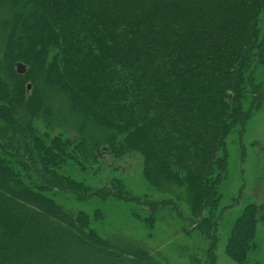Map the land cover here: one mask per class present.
Wrapping results in <instances>:
<instances>
[{
  "label": "trees",
  "instance_id": "trees-1",
  "mask_svg": "<svg viewBox=\"0 0 264 264\" xmlns=\"http://www.w3.org/2000/svg\"><path fill=\"white\" fill-rule=\"evenodd\" d=\"M263 2L0 0V31L4 35L3 41L0 38V101L12 99L16 103L14 112L0 106V186L6 192L0 194V264H25L28 259L22 258L23 249L36 254L34 246L41 241L22 236L20 231L25 227L37 229L38 220L45 218L57 221L53 226L57 225L58 234L121 257L127 264L160 263L143 252L144 261L125 247L115 248L90 228L89 213H74L45 194L60 190L80 199H130L124 186L92 190L58 173V166L75 159L76 154L85 160L94 159L92 149L101 141L91 139L90 147L86 144L85 148L79 139L69 138L73 141L69 144L60 133L49 134L52 129L46 122L55 119L43 93L56 85L62 88L63 98L57 102L61 103L60 110L64 108L62 102L69 99L73 107L83 111L86 123L92 120L107 128L105 132L112 135L108 141L111 146L106 145L109 151L115 152L117 135L124 136L117 148L143 156L144 173L152 184L176 182L187 186L196 210L192 224L211 240L207 254L215 260L212 253L217 239L207 231L209 226L204 230L207 222L201 220L200 207L219 205V184L228 163L226 139L248 118L241 111V72L242 68L253 72L255 66L264 65V51L253 67L246 54L258 40L250 15L254 3ZM30 15L37 18L38 41L31 38L28 45L18 40L27 39L21 23H28ZM243 39L246 53L237 52ZM19 48L22 50H14ZM17 63L25 65L24 73L18 71ZM3 69L8 70L7 81L3 80ZM77 88L84 97L72 94ZM94 104L99 106L95 111ZM101 109L106 112L100 113ZM13 114L16 124L9 126ZM38 115L45 122L44 130L50 131L42 140L33 121ZM101 153L97 151L98 156ZM51 159L50 164L57 167L47 168ZM20 197L34 203L26 202L22 211V204L17 202ZM248 209L237 222V234L230 246L238 263L244 259L255 230V210ZM50 249L40 248L43 257L52 260L46 258L50 262L44 264L54 261L57 250ZM6 256L11 259L6 260ZM96 256L84 251L80 264H102Z\"/></svg>",
  "mask_w": 264,
  "mask_h": 264
},
{
  "label": "rangeland",
  "instance_id": "rangeland-1",
  "mask_svg": "<svg viewBox=\"0 0 264 264\" xmlns=\"http://www.w3.org/2000/svg\"><path fill=\"white\" fill-rule=\"evenodd\" d=\"M254 4L250 23H255L258 34L257 43L251 44L247 49L243 39L242 49L237 50V52L244 51L246 53L247 49L246 54L251 57L250 65L252 67L264 51V2L263 4ZM28 18H30L28 23H21V28L27 35V39L18 41L20 43L25 41L29 45L32 42L31 38H35V42L38 40L35 36L36 27L34 26V23L37 22L36 15H30ZM0 38L2 41L4 40L3 32L0 33ZM256 45L258 47L255 48ZM14 50L21 51L22 49ZM248 69L242 68L243 83L240 86L242 91L240 94L241 111L248 118L244 125L240 126L238 123L235 130L226 139L228 163L219 184L221 198L219 205L213 208H205L202 205L200 207L201 220L206 219L207 222L203 226L204 230L206 225L209 226L207 231L215 234L217 239L216 248L212 253L215 260L207 254L211 240L205 237L201 229L199 230L192 224L196 210L191 205L187 186L176 182L152 184L144 173L143 156L139 152H120L121 150L117 148V145L124 141V136L117 135L114 145L115 152L112 149L109 151L106 145L111 146L108 141L112 135L105 132L107 128H100L92 120H88L86 123L83 111L73 107L69 99L62 102L64 108L60 110L61 103H57L63 98L60 96L62 93L60 85H56L57 88H50L52 90L48 92L43 88L46 92V95L44 93L43 95L48 98L47 106L55 121L46 122L51 125L49 126L52 129L50 132L48 128L44 130L45 122L41 115L33 118L40 139L42 140L49 131V134L60 133V136H64V140H67L69 144L73 143L72 138L79 139L82 144L84 143L85 148L86 144L90 147L91 139L101 142L98 147L92 149L96 160L91 158L85 160L76 154L74 161L68 160L64 165L58 166V173L77 180L92 190L111 185L122 189L124 186L130 199L108 197L103 200L101 196H99L100 198L91 196L80 199L74 193L61 192L60 190H50L45 194L74 213L79 211L89 213L91 229L108 240L115 248L125 247L132 254L136 253L139 260L144 261L145 255L140 253L143 252L157 263L163 264H264V102H262V100L264 101V65L255 66L253 72ZM2 74L3 80L7 81L9 79L8 70L3 69ZM64 81L67 89H70L69 83L65 79ZM38 84L40 85V81ZM72 94L78 98L84 97L81 95L80 88L72 91ZM15 104L12 99L0 101V106H5L11 112H14ZM96 108L99 106L94 104L93 110L95 111ZM101 110L100 113L106 112L104 109ZM21 121L24 120L21 119ZM81 123L83 126L85 125V129L82 128ZM15 124L16 119L13 114L9 126H15ZM41 127H43L42 130ZM23 138L26 139V136ZM97 151H102L100 156ZM52 159L47 163V168L57 167L50 164ZM31 179L33 182L35 181L33 177ZM107 190L109 191V188ZM4 193H6L4 187L0 186V194ZM6 197L9 200L12 199L10 194H7ZM17 202L22 204V211L23 208H27L26 202L34 203L22 197L18 198ZM248 208L255 210V230L252 233L244 259L238 263L230 253V246L232 239L237 234L235 231L237 222L244 215L245 210L249 211ZM53 222L57 221L54 218L39 219L37 229L25 227L20 231L22 236L25 234L41 241L39 246H34L36 254L25 249L20 252L22 258L28 259L25 264L29 261L35 264L52 261L50 256L43 257V253L40 251V248L46 247L57 250L51 264H80L79 258L84 251L92 255H99L96 257L101 259L102 264H127L121 257L94 250L77 242L74 237L58 234L57 225L53 226ZM51 237H55L56 240H50ZM67 242L71 243L67 244ZM67 253L71 257H63ZM41 254L42 256H40ZM46 258L50 259L46 260ZM7 259L10 260V256H6Z\"/></svg>",
  "mask_w": 264,
  "mask_h": 264
},
{
  "label": "water",
  "instance_id": "water-1",
  "mask_svg": "<svg viewBox=\"0 0 264 264\" xmlns=\"http://www.w3.org/2000/svg\"><path fill=\"white\" fill-rule=\"evenodd\" d=\"M17 69H18V71H19L20 73H24L26 68H25V65H24V64H22V63H17ZM28 88H30V85H29Z\"/></svg>",
  "mask_w": 264,
  "mask_h": 264
}]
</instances>
